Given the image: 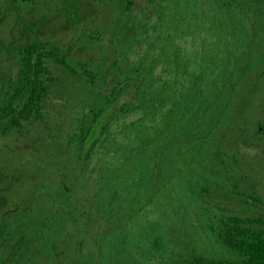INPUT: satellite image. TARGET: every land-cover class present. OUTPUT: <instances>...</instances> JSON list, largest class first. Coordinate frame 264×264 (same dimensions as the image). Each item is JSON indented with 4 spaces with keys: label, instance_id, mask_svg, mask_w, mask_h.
<instances>
[{
    "label": "rangeland",
    "instance_id": "obj_1",
    "mask_svg": "<svg viewBox=\"0 0 264 264\" xmlns=\"http://www.w3.org/2000/svg\"><path fill=\"white\" fill-rule=\"evenodd\" d=\"M126 1L129 0H0V87L4 79L17 74L20 52L29 44L46 43L63 54L69 52L70 59L69 68H65L45 58L46 73L41 78L48 91L41 114L22 130L0 136V222H8L10 234L0 246V264H11V256L21 260L20 264H191L194 256L236 263L239 254L215 235L219 227L216 215L264 219V131L262 136H256L259 127L264 129V35L251 37L247 32L254 27L245 20L241 24L234 20L229 30L233 34L225 37L230 41L231 54L236 52L242 57L239 63L247 71L237 90L241 92L251 83L260 100L256 97L241 103L250 113L251 122L245 131V116L241 126L244 132L235 133L240 137L239 147L234 144L231 150L228 148L229 128L225 123L211 134L214 140L201 145L203 149L194 142L196 160L202 166L198 170L204 179L202 184L214 178L206 194L176 196V190L172 192L169 183H176L171 180H176L171 178L173 170L193 177V172H188L187 156L173 152L166 165L150 178L147 174L142 179L132 177V192L128 189L132 178L120 167L125 163L124 155L111 167L104 164L103 175L114 177L107 196L105 182L93 185L99 172L90 175L85 171L89 148L79 146L78 140L84 116L100 101L96 96L98 86L105 75L111 79L115 73L129 72L138 55L150 59L161 51V35L158 40L150 32L144 38L132 25L155 24L161 4L165 9L171 1L174 5L168 11L179 13H184V7H194L192 3L203 12L209 4L205 0H168L164 4L161 0H134L128 9ZM176 4L180 10L174 8ZM212 16L209 21L213 24ZM122 18L125 22L119 26L116 22ZM126 26L129 27L124 29ZM160 27L159 24L158 30ZM152 42L157 45L154 50L149 49ZM221 44L226 47L222 41ZM163 64L164 61L158 64L154 77L161 75ZM83 65L97 74L96 87L85 79ZM128 84L119 100L109 106L106 120L118 106L134 99L136 83L129 80ZM233 97V103L240 105L237 92ZM236 108L233 106L232 111ZM136 119L138 116L130 117L114 124L113 129L118 131ZM241 142L250 145L242 147ZM134 152L141 156L143 151L139 147ZM104 157L108 155L100 153L88 167L93 169L96 160ZM97 163L99 168L104 162ZM216 174L219 176L210 177ZM103 175L102 179H107ZM118 179L122 180L119 185ZM145 181L144 196L140 198ZM118 191L123 194L116 200L112 194ZM174 195L180 198L182 206H178L185 212L175 213ZM156 235L163 240L160 248L152 246ZM44 248L49 250V256L39 254Z\"/></svg>",
    "mask_w": 264,
    "mask_h": 264
},
{
    "label": "trees",
    "instance_id": "obj_2",
    "mask_svg": "<svg viewBox=\"0 0 264 264\" xmlns=\"http://www.w3.org/2000/svg\"><path fill=\"white\" fill-rule=\"evenodd\" d=\"M161 1L162 3L168 2V0ZM205 1H208L209 4H206V10L203 12L197 9L196 3L191 4L194 7H184V13L176 12L174 9H172L173 13L171 10L168 11L174 5L172 1L170 5L166 4L165 9L161 4L155 24L153 23L151 26L133 24L134 30H139V34L144 38L150 32L154 33L158 40L161 35L160 54L152 55L150 59L138 55V59L133 62L132 67L128 66L129 72H125L128 76H125V73L124 75L115 73L111 79H108L105 75L103 83L98 86L96 96L100 101L84 116L78 143L79 146H88L85 158L87 169L85 171L90 175L99 172L93 185L97 186L99 181L102 184L105 182L107 189H105V184L103 189L107 192L106 196L110 192V187L114 185L110 182L114 177L108 178L103 175L106 172L103 168L105 163L111 167L114 162L121 160L120 155H124L123 158L126 160L120 167H122L121 170H126L128 177L142 179L141 176L144 178V175L147 174L150 178V174L157 173L160 166L167 163V157L173 152L187 156L185 160L189 163L188 172H193V177L184 176L183 171L173 170L171 178L176 180H171L176 183L175 185L171 181L169 183L172 192L176 190L174 193L176 196L188 193L189 196L198 194L202 197L203 194H206L207 188L214 183V178L205 179V185L202 184L204 179L202 180L201 175H198V170L201 171L202 166H199V162L196 160L198 153H195L197 149L193 145L194 142L200 143L199 149H203L201 145L211 139L214 140V136L211 134L225 123V127L229 128L230 146L228 148L231 150L234 144L239 147L240 137L235 133L241 135L244 132V129L241 130V126L244 124L243 122H246L245 116L248 119L245 131L251 122L248 117L250 113L244 110V105L241 106V103L244 101L248 103L256 97L259 100L260 98L251 83L241 92L237 90L236 86L244 82L247 71H244L239 63V59L242 57L236 52L231 54L230 41L226 40L225 35L233 34L229 30L234 20H238L240 24L245 20L247 24L253 25V31L247 32L251 37L252 34L253 38L264 35V0ZM126 3L130 9L134 0L126 1ZM174 8L180 10L177 4ZM197 11L200 13L196 15ZM211 16L214 20L213 24L209 21ZM250 21L253 22L250 23ZM124 22L125 20L122 18L116 23L121 26ZM159 24L161 27L158 30ZM128 27L126 26L124 29ZM135 41L139 42L140 40L136 39ZM177 41L179 42L177 43ZM221 41L226 47L223 48ZM151 44L149 49L154 50L157 45L153 42ZM230 48L232 49L231 46ZM67 53L63 54L56 47H50L46 43L36 42L21 50L17 63V74L12 78L4 79L0 87V136L22 130L26 123L41 114L42 103L48 91L41 78V75L46 73L45 58L55 60L58 64L69 68L70 59ZM244 55L246 57L248 51ZM244 55L242 54V56ZM162 61L164 64L161 75L154 77V72ZM81 70L88 83L92 87H96L97 74L88 70L84 65L81 66ZM127 80H133L136 83L133 89L134 99L118 106L113 115L106 120L110 110L109 106L117 102L122 93L127 90L129 85ZM256 86L258 89L257 84ZM235 91L237 99L242 100L240 105L233 103ZM233 106L237 107L234 111H232ZM133 116H138V119L133 123L123 126L118 131L113 129L114 124L124 123ZM145 123L148 126L145 127ZM135 131L137 135L134 133ZM263 131L264 129L261 130L259 127L256 136L263 134ZM133 134H135L134 138L130 139ZM232 134L233 137H231ZM209 143L211 145V142ZM241 145L247 147L250 144L243 145L241 142ZM139 147L143 151L141 156L134 152ZM100 153H106L108 157L98 158L95 167L89 168L90 162L94 161V158H97ZM226 156L229 157L228 154ZM232 158L234 160L235 155H232ZM239 160L242 162L241 157ZM101 161L104 163L100 164L98 168L97 162ZM222 164L226 166L225 162ZM209 173L207 172L208 175H210ZM226 173L223 171V174ZM102 175L107 179H102ZM213 176L218 177L219 175L210 177ZM134 179L132 178L128 183L130 184L128 189L131 192L132 186L135 184ZM229 179L233 180L230 177ZM121 183L122 180L118 179V185ZM146 183L145 181L141 186L140 198L144 196ZM235 183L236 181H234V185ZM125 193L126 191H124ZM113 194L112 196L119 200L123 193L118 191L116 195ZM130 194L132 195V193ZM175 195L174 197H176ZM179 203L180 198L176 197L175 213L177 214L180 211L185 212L179 208ZM132 207L133 205L129 208ZM216 219L219 225L216 237L227 248L238 253L240 260L236 263H223L222 261L204 259L202 256H194L190 259L191 264H264V230L260 229L264 227V219L223 215H216ZM8 229V222L2 220L0 222V246L3 240L10 236ZM212 229L214 230V228ZM31 230L33 229L31 228ZM41 236H44V232ZM162 241L160 235H156L153 238L152 246L160 248ZM30 243H35V241ZM41 253L49 256L47 255L49 250L46 248L42 249L39 254ZM9 259L11 264H20L21 261L16 260L15 256H11Z\"/></svg>",
    "mask_w": 264,
    "mask_h": 264
}]
</instances>
